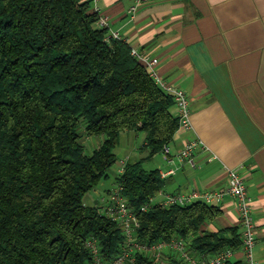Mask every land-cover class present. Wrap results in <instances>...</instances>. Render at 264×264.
<instances>
[{"label":"trees","instance_id":"obj_1","mask_svg":"<svg viewBox=\"0 0 264 264\" xmlns=\"http://www.w3.org/2000/svg\"><path fill=\"white\" fill-rule=\"evenodd\" d=\"M97 19L90 0H0V264H85L90 235L105 259L120 251L116 222L83 197L108 177L120 133L131 129L143 132L146 155L126 162L114 183L137 214L136 237H182L208 254L237 249L238 226L205 228L219 205L150 203L164 179L143 163L178 128L173 98L126 41L105 40ZM96 135L86 153L82 137ZM135 264L155 263L135 253Z\"/></svg>","mask_w":264,"mask_h":264},{"label":"crops","instance_id":"obj_2","mask_svg":"<svg viewBox=\"0 0 264 264\" xmlns=\"http://www.w3.org/2000/svg\"><path fill=\"white\" fill-rule=\"evenodd\" d=\"M133 3L96 4L110 30L139 53L157 58V75L182 88L190 108V127L177 128L168 143L172 162L162 151L144 160L158 170L176 167L163 177L155 199L191 188L222 189L226 169H235L252 199L253 254L257 264H264V0H147L131 11ZM172 111L176 115L174 106ZM139 134L121 131L125 153L116 160L115 174L121 160L135 162L146 155ZM85 138L95 148L103 136ZM194 139L196 165L180 164L176 151ZM219 207L221 214L205 224L206 230L238 226L241 232L233 199L226 196Z\"/></svg>","mask_w":264,"mask_h":264},{"label":"built area","instance_id":"obj_3","mask_svg":"<svg viewBox=\"0 0 264 264\" xmlns=\"http://www.w3.org/2000/svg\"><path fill=\"white\" fill-rule=\"evenodd\" d=\"M93 11L98 14L97 23L100 27L106 28L105 40L109 42L112 39H119L117 32L109 29L106 15L99 13L97 6L98 0H90ZM147 0H134L130 6L131 11H135L140 2ZM143 65L146 70L154 78V80L173 98L176 116L178 118V129H188L190 123L189 101L185 91L161 79L154 68L157 58L148 57L139 53L134 48L130 49ZM197 140H187L176 151L175 156L180 164H187L190 167L196 165L194 158V149ZM161 151L169 162H172L169 154L170 147L168 144L163 145ZM121 165L117 169V174L124 170V160L120 161ZM176 167H170L167 170H159L160 176L172 174ZM227 184L222 189H197L191 188L188 191H176L171 193H163L161 198L156 200L155 197L150 199V203H157L163 206H171L175 204H186L195 200L203 201L206 204L220 205L226 196H230L235 205L238 222L241 226L240 238L241 244L237 249L224 248L215 253L208 254L194 251L185 238L174 237L168 241H155L145 243L136 237V229L139 227V221L136 212L127 203L122 195V187L115 183L106 194L99 196L94 201L96 209L109 216L120 228L123 234L122 247L120 251L109 259H105L101 253L100 245L96 237L87 236L84 240V246L89 253V258L85 264H135V253H143L153 260L155 264H166L170 256L181 259L184 264H225L239 252L244 264H257L253 254L255 246L256 226L252 217L251 202L252 199L248 194L246 185L233 168L226 169ZM149 203L143 204L141 210L147 209Z\"/></svg>","mask_w":264,"mask_h":264},{"label":"rangeland","instance_id":"obj_4","mask_svg":"<svg viewBox=\"0 0 264 264\" xmlns=\"http://www.w3.org/2000/svg\"><path fill=\"white\" fill-rule=\"evenodd\" d=\"M82 128V127H81ZM80 128V129H81ZM140 137L143 135V132L140 131ZM139 138V137H138ZM137 138V140H138ZM92 139H95L94 137ZM82 142L84 144V149H85V152L86 153H90L92 151V147L90 146V144L88 143L87 139L84 137H82ZM139 143L138 144H141V139L140 141H138ZM115 153H116V156L117 158H119L120 156H122L124 153H125V148H124V145L123 144H119L117 147H116V150H115ZM132 160V159H130ZM144 167L145 168H151V162L150 161H144ZM116 168H117V162L112 164L111 167L107 170V173H108V177L107 178H104L102 179L96 186H94L91 190H89L83 197V201L84 203H87V204H91L92 202V198H98L99 196L101 195H104L106 194V190L108 188H111L115 183H114V176H115V173H116ZM111 186V187H110Z\"/></svg>","mask_w":264,"mask_h":264}]
</instances>
